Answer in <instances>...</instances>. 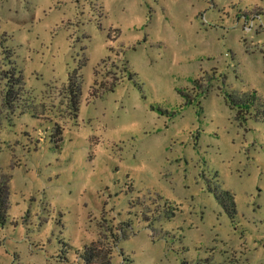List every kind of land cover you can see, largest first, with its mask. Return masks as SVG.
I'll use <instances>...</instances> for the list:
<instances>
[{"label":"rangeland","instance_id":"rangeland-1","mask_svg":"<svg viewBox=\"0 0 264 264\" xmlns=\"http://www.w3.org/2000/svg\"><path fill=\"white\" fill-rule=\"evenodd\" d=\"M0 171V264H264V0H0Z\"/></svg>","mask_w":264,"mask_h":264},{"label":"trees","instance_id":"trees-1","mask_svg":"<svg viewBox=\"0 0 264 264\" xmlns=\"http://www.w3.org/2000/svg\"><path fill=\"white\" fill-rule=\"evenodd\" d=\"M8 73V72H7ZM9 74V73H8ZM129 76L132 77L133 73L129 72ZM14 78V74L8 76V80ZM15 85H9L8 94L14 92ZM115 83L112 82L109 85H103L104 90H113ZM71 99L75 103L79 85H70ZM75 106V105H74ZM61 130L59 129L55 133V139L57 142L61 139ZM8 184L9 177L2 175L0 171V225H4L7 221V209H8ZM215 196L218 201L222 204L225 212L231 217L234 218L236 214L235 201L232 194L228 191L216 192ZM79 257L84 261V264H109L110 263V251L103 249L98 243L92 242L88 246H85L81 251H78Z\"/></svg>","mask_w":264,"mask_h":264}]
</instances>
